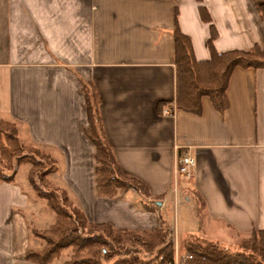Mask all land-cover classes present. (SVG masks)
<instances>
[{"label": "crops", "instance_id": "obj_1", "mask_svg": "<svg viewBox=\"0 0 264 264\" xmlns=\"http://www.w3.org/2000/svg\"><path fill=\"white\" fill-rule=\"evenodd\" d=\"M202 5L217 30V52L264 50V21L253 0ZM175 20L195 58L207 60L209 25L196 0H0V120L15 123L23 143L55 159L47 178L89 222L139 232L166 227L180 248L190 235L236 247L264 229V67L233 69L223 113L207 96L198 115L177 109ZM85 85L97 94L103 137L118 166L146 186L147 197L133 189L96 194ZM169 103L172 113L162 114ZM183 153L195 166L174 187ZM16 178L0 182V264H33L23 257L27 233L10 217L15 192L6 186ZM180 197L193 203V226L177 239L167 218Z\"/></svg>", "mask_w": 264, "mask_h": 264}, {"label": "trees", "instance_id": "obj_2", "mask_svg": "<svg viewBox=\"0 0 264 264\" xmlns=\"http://www.w3.org/2000/svg\"><path fill=\"white\" fill-rule=\"evenodd\" d=\"M253 1L264 21V1ZM196 2L201 20L209 25L207 46L210 56L203 61L195 58L190 38L181 32L175 20V105L181 111L198 115L201 113V98L207 96L214 108L223 113L227 108L225 90L231 72L236 67H264V50L254 46L250 50L217 52L213 46L217 30L202 0ZM82 89L89 124L84 134L95 148L96 194L112 198L133 189L147 197L149 192L146 186L121 170L103 137L97 112V94L91 86L85 85ZM23 164L30 166L26 177L36 197L43 199L46 207L55 215L48 229H32L43 247L41 250H26L23 256L25 260L33 264H51L63 249L71 247V258L62 264L174 263L172 230L159 227L139 232L116 229L108 223L89 222L67 192L47 178L57 169L55 159L46 151L23 143L14 123L0 120V182H14L17 168ZM194 195L199 205H202L198 194ZM181 249L182 264H264V229L253 230L240 241L236 249L198 235L185 238Z\"/></svg>", "mask_w": 264, "mask_h": 264}, {"label": "rangeland", "instance_id": "obj_3", "mask_svg": "<svg viewBox=\"0 0 264 264\" xmlns=\"http://www.w3.org/2000/svg\"><path fill=\"white\" fill-rule=\"evenodd\" d=\"M27 168L28 164L20 165L19 168H17L18 172L15 183L11 186H6L11 187L15 192V199H12L13 205L11 207V213L13 215L10 213V217L11 221L15 222L16 227H21L26 231L27 237L25 239V244L27 250H41L43 247V243L39 238L33 235L32 229H48L54 222L55 215L50 209L46 207V203L43 199L36 197L33 189L28 185L26 180ZM183 200L184 199L182 197L178 198L174 204L171 203L169 205L168 209L169 215L167 221L169 225L174 229L177 239H181L183 237L182 235L186 233L185 230L191 229L193 226L192 218L190 216L192 212L190 210V206L193 205V203L191 202L189 204H186ZM186 208H189V211H185ZM236 247L229 246L228 248L236 249ZM71 255L72 249L71 247H68L61 251L57 259H70ZM173 255L174 263H179L180 261H182L183 256L182 249L180 248V243H178L177 246H175L174 244ZM55 260L56 259H54L52 263Z\"/></svg>", "mask_w": 264, "mask_h": 264}, {"label": "built area", "instance_id": "obj_4", "mask_svg": "<svg viewBox=\"0 0 264 264\" xmlns=\"http://www.w3.org/2000/svg\"><path fill=\"white\" fill-rule=\"evenodd\" d=\"M173 104L169 103L162 109V114L170 115L172 113ZM195 166V160L188 153H183L177 158L173 170V183L176 187L181 179L188 180L192 177V170Z\"/></svg>", "mask_w": 264, "mask_h": 264}]
</instances>
